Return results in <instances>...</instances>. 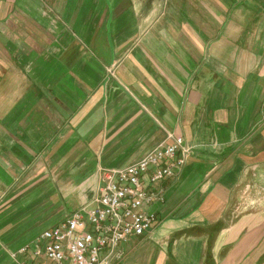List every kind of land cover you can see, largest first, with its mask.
I'll return each mask as SVG.
<instances>
[{
    "label": "crops",
    "instance_id": "1",
    "mask_svg": "<svg viewBox=\"0 0 264 264\" xmlns=\"http://www.w3.org/2000/svg\"><path fill=\"white\" fill-rule=\"evenodd\" d=\"M177 136L111 264H264V0H0V264Z\"/></svg>",
    "mask_w": 264,
    "mask_h": 264
},
{
    "label": "built area",
    "instance_id": "2",
    "mask_svg": "<svg viewBox=\"0 0 264 264\" xmlns=\"http://www.w3.org/2000/svg\"><path fill=\"white\" fill-rule=\"evenodd\" d=\"M188 149L181 137H172L136 162L101 169L88 203L18 250L30 252L23 264H111L124 242L143 235L157 220L151 207L162 200L163 189L155 191L146 183L177 177Z\"/></svg>",
    "mask_w": 264,
    "mask_h": 264
}]
</instances>
